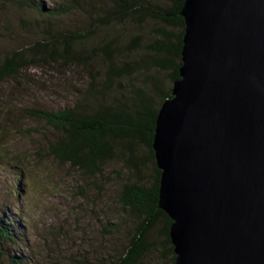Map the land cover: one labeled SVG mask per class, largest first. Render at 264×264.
I'll list each match as a JSON object with an SVG mask.
<instances>
[{
	"label": "water",
	"instance_id": "95a60500",
	"mask_svg": "<svg viewBox=\"0 0 264 264\" xmlns=\"http://www.w3.org/2000/svg\"><path fill=\"white\" fill-rule=\"evenodd\" d=\"M152 150L175 264H264V0H185Z\"/></svg>",
	"mask_w": 264,
	"mask_h": 264
},
{
	"label": "trees",
	"instance_id": "16d2710c",
	"mask_svg": "<svg viewBox=\"0 0 264 264\" xmlns=\"http://www.w3.org/2000/svg\"><path fill=\"white\" fill-rule=\"evenodd\" d=\"M76 1L70 0V3L48 9L36 5L34 9L38 15L33 17V24L26 31V34L36 35L35 41L26 48L12 50L0 57V85L16 79L23 69L38 63L81 64L87 68L90 86L78 104L57 111L33 107L22 112L44 121L60 135L48 147L58 162H67L88 176L102 175L107 163L114 160L121 161L125 169L135 174L143 165L150 164L155 173L152 184L126 183L118 193L122 216L127 219L128 212L133 221L138 222L137 232L130 246L122 248L115 260L108 264H135L147 250V245L154 242L150 234L160 220L165 224L162 232L164 249L175 264L176 256L169 238L172 221L159 208L161 171L155 163L152 143L159 108L172 97V85L180 79L185 28L181 11L185 0H105L107 3L103 5L102 0H83L87 5L86 12L74 7ZM70 12L86 19L82 27H69L61 22ZM151 21L163 27L156 28L157 36L147 46L144 70L153 68L156 73H165L171 86L168 88L162 86L152 72L145 82L135 84L140 73L135 72L139 62H127V33L124 29L128 23L135 25ZM5 116L0 114V164L5 160L3 153H9L3 151L9 137ZM25 178L22 170L14 174L15 194L21 191L19 180ZM0 238L5 242L18 241L14 231L3 227L1 222ZM27 261L29 258L11 259L9 264H26Z\"/></svg>",
	"mask_w": 264,
	"mask_h": 264
},
{
	"label": "rangeland",
	"instance_id": "374dc122",
	"mask_svg": "<svg viewBox=\"0 0 264 264\" xmlns=\"http://www.w3.org/2000/svg\"><path fill=\"white\" fill-rule=\"evenodd\" d=\"M69 1L0 0V57L34 43L36 35L26 31L38 15L36 5L48 9ZM77 6L83 11L87 8L83 0H77ZM83 21L86 19L76 12L61 20L69 27H82ZM158 27L163 25L152 21L127 24V62H139L135 84L145 82L152 72L168 88L165 73H156L153 68L144 70L147 46L156 38ZM147 82L150 85L151 80ZM89 86L87 68L61 62L38 63L0 85V114H6L9 127L7 146H3V151L9 153H3L5 160L0 164V222L18 238L16 243L0 238V264L18 258H29L26 264H108L122 248L130 246L136 235L138 222L128 212L127 219L122 216L118 193L126 183L152 184L155 173L151 165H143L135 174L114 160L107 163L102 175L88 176L67 162H58L48 147L60 135L44 121L22 112L33 107L48 111L72 107L86 96ZM20 170L26 178L19 180L21 191L15 194L14 174ZM164 225L163 220L158 221L150 234L154 242L147 245L135 264H172L164 249Z\"/></svg>",
	"mask_w": 264,
	"mask_h": 264
}]
</instances>
